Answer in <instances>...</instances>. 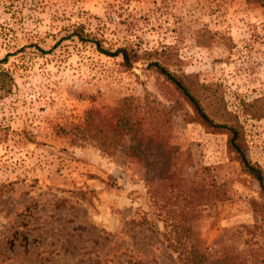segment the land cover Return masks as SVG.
I'll use <instances>...</instances> for the list:
<instances>
[{
    "label": "rangeland",
    "instance_id": "rangeland-1",
    "mask_svg": "<svg viewBox=\"0 0 264 264\" xmlns=\"http://www.w3.org/2000/svg\"><path fill=\"white\" fill-rule=\"evenodd\" d=\"M0 60V264H264L258 180L150 67L239 125L264 177V0H0ZM125 97L164 141L147 167L75 129Z\"/></svg>",
    "mask_w": 264,
    "mask_h": 264
},
{
    "label": "trees",
    "instance_id": "trees-1",
    "mask_svg": "<svg viewBox=\"0 0 264 264\" xmlns=\"http://www.w3.org/2000/svg\"><path fill=\"white\" fill-rule=\"evenodd\" d=\"M76 35L83 40V35L76 31ZM99 47V46H98ZM102 49V48H100ZM103 51V50H101ZM109 53V52H106ZM113 56L121 55L124 59V65L128 68L132 67L133 62L130 59V50L127 48H120L116 50ZM4 60H0L2 62ZM150 67L167 81H169L179 92V94L186 100L192 107L195 116L198 120L208 129L213 132H222L228 135V146L231 152L235 153L237 159L241 162L245 170L249 171L258 180L262 193L264 195V177L259 167L250 163L247 155L245 154L244 135L239 125L229 124L227 122L215 121L209 113L205 110L203 104L197 95L193 92L190 86L186 83L185 78L173 74L165 66L159 62H152ZM13 77L6 70H0V98L8 96L13 89ZM90 121L93 123L95 116L99 117L98 111H90ZM112 123L107 126L94 124L92 128L87 130L82 126L75 129L79 133L92 134L94 138L103 139L98 142L100 148H104L110 153L121 152L125 153L130 162H134L133 157L138 156L137 160L140 164L144 165V150L152 143L155 145H162L163 138L158 134H151L146 126L147 118L139 116V111L134 107L133 98L125 97L120 99L117 106L111 110L110 117ZM158 165L157 170L166 171L165 165L167 163L164 159L156 160ZM145 166V165H144ZM147 167V166H145ZM163 173V172H162ZM161 181L166 180V176H162ZM193 250L188 256L184 258V264H199L198 256Z\"/></svg>",
    "mask_w": 264,
    "mask_h": 264
}]
</instances>
